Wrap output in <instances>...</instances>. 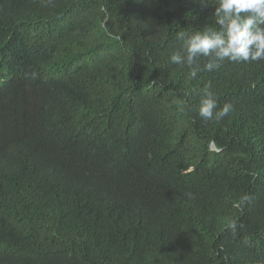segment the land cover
I'll use <instances>...</instances> for the list:
<instances>
[{"label": "trees", "instance_id": "obj_1", "mask_svg": "<svg viewBox=\"0 0 264 264\" xmlns=\"http://www.w3.org/2000/svg\"><path fill=\"white\" fill-rule=\"evenodd\" d=\"M217 2L0 0V264H264V61H170Z\"/></svg>", "mask_w": 264, "mask_h": 264}, {"label": "clouds", "instance_id": "obj_2", "mask_svg": "<svg viewBox=\"0 0 264 264\" xmlns=\"http://www.w3.org/2000/svg\"><path fill=\"white\" fill-rule=\"evenodd\" d=\"M213 16L218 30L205 27L191 34H177V38L183 41V55L179 51L173 53L170 57L172 63H187L189 76L195 79L198 72L214 71L225 60L232 63L264 61V0H218ZM201 57L208 58L202 68L198 63ZM232 110L230 103L217 110L213 93L203 90L199 115L204 120L218 121ZM187 195L191 198L192 194ZM237 227L236 220L227 221V230L235 232Z\"/></svg>", "mask_w": 264, "mask_h": 264}]
</instances>
